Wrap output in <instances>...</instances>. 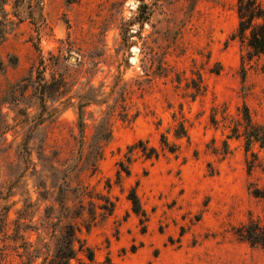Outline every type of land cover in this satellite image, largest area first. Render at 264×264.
<instances>
[{
	"label": "rangeland",
	"instance_id": "1",
	"mask_svg": "<svg viewBox=\"0 0 264 264\" xmlns=\"http://www.w3.org/2000/svg\"><path fill=\"white\" fill-rule=\"evenodd\" d=\"M143 4L150 21L143 14L129 26ZM0 24V264L58 262L67 232L71 264H264V248L242 237L264 234V147L247 156L243 140L228 139L245 106L264 124V55L249 60L247 44L233 39L237 0H8ZM199 76L206 89L193 100L188 83ZM54 79L66 85L56 98ZM116 84L124 89L109 105L119 97L128 119L111 118L112 140L94 171L82 152L108 105L87 109L83 147L69 104L91 88L110 97ZM180 123L189 141L175 140ZM162 134L178 155L162 151ZM140 140L161 155L136 152L118 184ZM225 141L227 156L217 153ZM63 191L69 211L57 203Z\"/></svg>",
	"mask_w": 264,
	"mask_h": 264
},
{
	"label": "trees",
	"instance_id": "2",
	"mask_svg": "<svg viewBox=\"0 0 264 264\" xmlns=\"http://www.w3.org/2000/svg\"><path fill=\"white\" fill-rule=\"evenodd\" d=\"M8 0H0V7L4 8L5 4ZM150 6L149 5H141L138 8L139 15L136 20L130 23L129 26L139 22L141 20V16L145 15L143 23L150 21ZM237 14L239 18V26L236 33L233 36V39L239 38L243 43L247 44L249 49V60L253 59L255 56L264 55V0H237ZM9 23V22H8ZM6 25L0 24V43L6 39ZM127 37L125 36V41H127ZM165 77L168 76L167 72L164 74H160ZM55 88L53 89L54 97L61 96L63 94V90H65V82L55 80ZM179 84L181 82L178 81ZM47 86H44L46 88ZM188 88L194 90L192 93L193 100L196 99L198 95H202L205 92V86L202 82V77L199 76V82H189ZM124 88H120L119 84H116L112 88L111 96H106L105 92L98 91V94H95L96 89L91 88L88 92L83 95H78L75 99L78 102L70 101L69 106L74 107L76 109V114L78 116V129L81 135V146L84 147L85 141L87 140V122L85 119V114L87 113V109L91 106L95 105L100 108H103L105 105H108L107 111H102L103 117L95 126V132L91 139V145L88 147L87 152L84 153L83 164H86L90 167L91 170L97 171L99 163L105 157V148L111 142L113 136L112 130V120L113 116H119L123 121L128 119V112L125 109V106H121L118 98L115 99L116 105H109L110 98L115 95L120 90ZM44 91V90H43ZM45 91L42 95L45 96ZM121 94V92H119ZM53 100H56V99ZM73 99V98H72ZM118 104V105H117ZM120 105V106H119ZM231 135L228 136V139H238L243 140L244 148L247 156H254V152L252 150L254 144H259L261 148L264 147V124H259L255 122L248 110L245 106L244 112L241 116L238 125L232 126ZM175 140H188L189 132L184 123H180L175 129L173 134ZM161 148L162 151L166 154L169 153L171 155H178L180 151V145L176 142H171L169 137L165 134L161 135ZM83 150V149H82ZM218 154L223 156H227L231 153L230 144L228 141L224 142V148L218 150ZM141 153V156L146 160H157L159 159L161 153L158 148L149 146L147 141L140 140L138 143L129 146L128 152L126 154V162L124 161L120 163V170L117 171V183L120 184L122 180L123 173L126 176H130V164L133 162L135 153ZM249 170L250 172L253 170L255 163L249 162ZM73 176V172L68 171L66 178L70 180ZM71 184L68 181V189H71ZM64 191L62 192V196L57 200V203L60 207L66 211H69V206L67 205V198L63 197ZM128 201L132 204V208L134 213L140 217L141 223L144 224L147 219V212L143 209L139 196L135 190H132L128 195ZM109 215H113L114 205L111 204V207L108 209ZM262 232H264V228H259ZM246 241L251 243L252 245H260L264 248V234L261 238L258 239L256 232L249 231L248 234L242 236ZM65 248L58 255V262H54L53 264H71V260L76 257V249L74 246L75 239L74 234L67 232L64 237ZM64 247V246H63ZM83 251V250H81ZM90 261L94 260L93 253L89 250L88 254H86ZM40 259V257H37Z\"/></svg>",
	"mask_w": 264,
	"mask_h": 264
}]
</instances>
